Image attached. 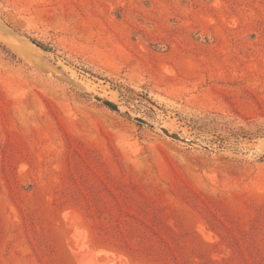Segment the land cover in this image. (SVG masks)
<instances>
[{"label": "rangeland", "instance_id": "1", "mask_svg": "<svg viewBox=\"0 0 264 264\" xmlns=\"http://www.w3.org/2000/svg\"><path fill=\"white\" fill-rule=\"evenodd\" d=\"M0 264H264V0H0Z\"/></svg>", "mask_w": 264, "mask_h": 264}, {"label": "water", "instance_id": "2", "mask_svg": "<svg viewBox=\"0 0 264 264\" xmlns=\"http://www.w3.org/2000/svg\"><path fill=\"white\" fill-rule=\"evenodd\" d=\"M104 104H106L107 106H109L111 109H113V110H115V111H119V108L116 106V105H114V104H112V103H110V102H104ZM138 122H140V123H144V124H146V122L143 120V119H136ZM165 133L167 134V135H169V133H167L166 131H165ZM174 139H176V140H181V141H184V142H186V140H184V139H181L178 135H173L172 136Z\"/></svg>", "mask_w": 264, "mask_h": 264}, {"label": "trees", "instance_id": "3", "mask_svg": "<svg viewBox=\"0 0 264 264\" xmlns=\"http://www.w3.org/2000/svg\"><path fill=\"white\" fill-rule=\"evenodd\" d=\"M32 42H33V44H35L37 47H39V48H41V49L47 51L46 47H44V46L41 45L40 43H38V42H36V41H32Z\"/></svg>", "mask_w": 264, "mask_h": 264}]
</instances>
